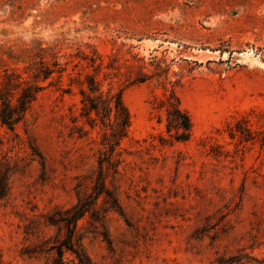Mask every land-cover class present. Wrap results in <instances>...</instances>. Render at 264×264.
<instances>
[{
    "label": "rangeland",
    "instance_id": "rangeland-1",
    "mask_svg": "<svg viewBox=\"0 0 264 264\" xmlns=\"http://www.w3.org/2000/svg\"><path fill=\"white\" fill-rule=\"evenodd\" d=\"M35 85L0 124V264H53L60 212L92 196L89 86L121 94L130 124L105 182L121 215L102 194L74 245L93 264H264V0H0V99ZM171 98L186 142L166 132Z\"/></svg>",
    "mask_w": 264,
    "mask_h": 264
},
{
    "label": "trees",
    "instance_id": "trees-1",
    "mask_svg": "<svg viewBox=\"0 0 264 264\" xmlns=\"http://www.w3.org/2000/svg\"><path fill=\"white\" fill-rule=\"evenodd\" d=\"M56 67V65H55ZM54 70H46L44 79H47ZM141 82V80H137ZM41 87L35 85L28 91L23 92L12 103L10 99H0V124L5 126L9 131H13L15 125L20 122L29 107V104L34 101ZM89 95L82 92L84 99L82 100L83 108L80 117L85 119L87 123L98 121L100 126L104 127L102 141L100 143L99 156L97 165L99 173L96 178V184L93 187L92 196L81 198L77 204L70 209L60 212L62 215L57 220L66 227V235L58 244L51 247L56 250V258L53 259V264H93L86 256L83 250L73 243V235L75 232L77 221L88 214L92 207L96 205L98 199L104 194L103 202L110 205L113 212L120 213V208L115 196L106 189L105 182L109 171L117 173L118 148L121 140L126 136L130 124V117L126 107L123 105L121 94L104 97L99 89L88 87ZM166 107V132L173 136L177 142H186L190 137L191 122L189 116L180 108L176 99H168L165 103ZM92 114L95 118H92ZM91 127L95 126L90 124ZM107 128L108 131L107 132ZM2 164L0 163V167ZM6 172L0 170V200L5 199L8 194V176ZM49 225H53L51 222ZM68 253L71 260L64 263V254Z\"/></svg>",
    "mask_w": 264,
    "mask_h": 264
}]
</instances>
